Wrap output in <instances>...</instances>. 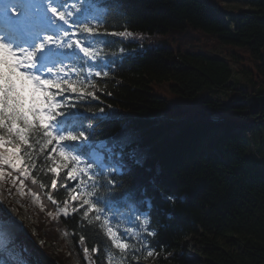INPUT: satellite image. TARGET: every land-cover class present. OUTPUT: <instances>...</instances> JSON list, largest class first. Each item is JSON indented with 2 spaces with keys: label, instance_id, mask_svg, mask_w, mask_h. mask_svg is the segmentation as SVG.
I'll return each instance as SVG.
<instances>
[{
  "label": "trees",
  "instance_id": "1",
  "mask_svg": "<svg viewBox=\"0 0 264 264\" xmlns=\"http://www.w3.org/2000/svg\"><path fill=\"white\" fill-rule=\"evenodd\" d=\"M63 4L75 13V36L96 72L78 77L82 91L66 95L63 110L70 102L82 139L105 141L107 159L102 173L83 177L95 206L88 212L84 201L73 202L67 170L49 171L50 157L60 158L47 137L29 133L21 155L31 187L47 207L51 194L78 209L41 230L45 241L64 230L82 264L84 254L91 264H264V168L249 156L253 137L264 142V0H249L231 26L204 0ZM186 29L222 50L142 48L126 36ZM163 87L169 98L157 90ZM108 225L126 248L116 247ZM0 264L16 263L0 251Z\"/></svg>",
  "mask_w": 264,
  "mask_h": 264
},
{
  "label": "snow or ice",
  "instance_id": "2",
  "mask_svg": "<svg viewBox=\"0 0 264 264\" xmlns=\"http://www.w3.org/2000/svg\"><path fill=\"white\" fill-rule=\"evenodd\" d=\"M22 8L12 6L10 8V18L0 20V165H11L14 169H19L22 165L21 146L29 144V133L34 129L41 130L47 139V145H52L58 141H76L78 137L73 132L68 131L66 135H57L53 131V125L59 130L60 125L71 124L76 118L70 106L64 111V104L60 101L65 97L59 92L52 89L61 90L63 93L82 91L78 89L74 83L67 80L63 84L68 87H62L61 82L50 78L53 74V68L47 67L48 64L55 65L58 59V50L53 51L50 46L53 37H40L35 31L28 29L30 19L28 0H20ZM36 6H32L35 10ZM48 10L58 16L60 21L65 20V14L59 12L56 7L48 5ZM86 32L92 33V28H86ZM120 36L125 35L120 33ZM128 35H131L130 33ZM27 37V38H25ZM46 44L49 46L46 48ZM22 45H28L24 47ZM85 48L84 52L87 53ZM99 75V73H97ZM80 137L84 136V132L79 133ZM29 147L31 145L29 144ZM77 151L83 152L80 145H68ZM53 153L56 148L50 149ZM60 160L57 162L55 156L50 157L54 161V166L49 170L54 177L59 176L61 169L67 170V177L70 180H76L78 173H83L84 168L79 167L80 157L73 155L72 152H66L63 148L59 149ZM3 169L0 168V177L3 176ZM26 174V173H21ZM23 184V181H21ZM58 180L53 178L51 186L53 189L57 187ZM66 187H70L66 185ZM33 193V196H36ZM90 196L91 193H85ZM38 198V197H37ZM75 203L76 196L72 195ZM48 199L53 203H57L50 194ZM87 207L88 212L94 209L90 199H85L81 208ZM78 211L73 207L71 214ZM88 212L84 215L87 216ZM7 209L0 205V225L5 223L11 224L15 219L8 213V220L5 221L4 216ZM60 213L68 217L70 215L67 207L61 208ZM147 224L148 221L145 220ZM109 235L113 237V242L117 248H126L127 245L116 240L115 234L109 230Z\"/></svg>",
  "mask_w": 264,
  "mask_h": 264
},
{
  "label": "rangeland",
  "instance_id": "3",
  "mask_svg": "<svg viewBox=\"0 0 264 264\" xmlns=\"http://www.w3.org/2000/svg\"><path fill=\"white\" fill-rule=\"evenodd\" d=\"M204 1L208 8L215 13L218 18L226 21L230 26L233 23V19H236L238 13L249 6V0ZM128 34L129 32H126V36L135 39L140 43L139 46L142 48L155 45H166L174 50L180 51L210 50L217 52L222 50L213 37L204 35L203 33L192 29H186L185 31L173 30L168 31L165 34ZM48 46L49 45L47 44V47ZM50 46L52 47V43ZM60 69L62 71L63 67ZM238 74L239 75L235 74V76L238 78L241 77V79L244 78L241 73ZM57 75L59 74L57 73ZM55 76L56 75H54L52 79ZM59 79H62V87H68L67 84H63V81L65 80L69 82V76L67 73H62L60 76H57V81H60ZM52 90L54 92H59V94L62 92L55 88ZM157 90L162 94H167L166 88L164 87L158 88ZM70 93L71 92H68L67 94ZM167 96L168 98L170 97L168 94ZM60 103H62V101H60ZM261 139L259 135L251 139L249 156H251L261 168H264V164H262L264 158V142H262ZM94 156L96 160L100 159L99 154H94ZM0 168L3 169L4 173L3 176L0 177V205H2L4 209H7V212L10 213L11 217L14 215L16 218L23 221L22 229H25L26 232L30 234L27 238H25V235H19L16 238L14 237V239L10 237L8 240L4 241L6 245H9L7 248L11 253L12 258L19 264H82L76 254L72 251L64 230L60 229L51 243H47L40 233V231L46 228L50 222L55 221L59 215H62L60 209L65 207L61 205L59 206L53 202H50L51 207L46 206L42 201L41 194L34 190L28 182L29 170L23 162L19 169H14L11 165H0ZM22 172L26 174L22 175ZM21 181H23V184H21ZM33 193H36L37 195L33 196ZM72 195L74 194H71V197ZM5 215V221H7L8 214L6 213ZM39 222H42L40 230L37 227ZM48 244L51 245L48 246ZM195 256L196 253L194 250L188 252L189 258L192 259ZM83 263L91 264V261L86 254L83 255ZM146 264H150V262H147Z\"/></svg>",
  "mask_w": 264,
  "mask_h": 264
},
{
  "label": "bare ground",
  "instance_id": "4",
  "mask_svg": "<svg viewBox=\"0 0 264 264\" xmlns=\"http://www.w3.org/2000/svg\"><path fill=\"white\" fill-rule=\"evenodd\" d=\"M12 217H14L15 219L11 222V224L5 223L1 225L0 227V244L4 242L5 240H8L18 230H22L23 221L16 218L14 215Z\"/></svg>",
  "mask_w": 264,
  "mask_h": 264
}]
</instances>
